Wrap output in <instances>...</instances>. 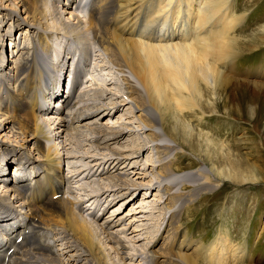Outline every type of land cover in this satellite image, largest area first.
<instances>
[{
	"label": "bare ground",
	"instance_id": "bare-ground-1",
	"mask_svg": "<svg viewBox=\"0 0 264 264\" xmlns=\"http://www.w3.org/2000/svg\"><path fill=\"white\" fill-rule=\"evenodd\" d=\"M237 3L0 0V264H131L127 260L135 256L140 264H188L197 257L242 264L246 248L236 247L223 230L210 243H197L192 257L179 223V211L202 192L225 181L264 182V161L239 158L235 145L220 137L226 122L216 119L217 131L204 129L210 126L207 118L220 112L219 103L236 120L253 121L261 107L264 82L239 81L235 61L264 44V23L240 36L249 11L235 12ZM153 24H160L156 31ZM16 30L21 46L13 40ZM94 56L103 72L99 79L91 68ZM83 73L82 87L68 90L69 80L76 82ZM115 82L122 89H114ZM237 87L252 90L250 100L236 98ZM110 114L119 116L100 124L87 120ZM76 121L85 123L75 126ZM82 128L90 131L92 146L77 157L68 141ZM186 149L210 165L180 171ZM70 158L81 159L67 173L64 162ZM19 171L24 172L16 176ZM141 173L138 181L132 176ZM155 187L159 199L135 212L147 219L164 207L163 253L148 234L151 241L138 244L143 233L137 221L132 232L127 225L123 232L114 230L122 217L101 222L118 198L136 190L152 195ZM128 242L136 250L131 256Z\"/></svg>",
	"mask_w": 264,
	"mask_h": 264
},
{
	"label": "rangeland",
	"instance_id": "rangeland-1",
	"mask_svg": "<svg viewBox=\"0 0 264 264\" xmlns=\"http://www.w3.org/2000/svg\"><path fill=\"white\" fill-rule=\"evenodd\" d=\"M242 7H243V11H247V10L249 11V15L247 18L248 19L247 22L244 23L241 26V29H239V31L237 32V33H240V36L245 35V34H252L249 30H252L256 26L264 23V0H238L237 6L235 7V12L239 10L242 11L241 9ZM158 26H160V24H153L152 26H150L152 28L150 27L149 28L154 30ZM154 31H156V29ZM18 36H20V34L18 33V30H16L13 33V40L15 37V41H18L21 46L23 39H17ZM10 42L11 40L7 39L6 44H7L8 49L5 48L7 50V54L9 55V57L11 56L10 49L12 48L11 47L12 43ZM19 54L20 53L18 52L14 57L15 63L20 61L19 59L21 57ZM244 54H246V52ZM243 55L239 59V63L235 61V63L237 64L235 66L236 69L242 72V73L239 72L236 75L238 80L239 81L256 80L259 82H264V44L261 47L255 49V51L254 50L251 52L248 51V54L244 56ZM95 58L96 57L94 56L91 61V62H95V63H92L93 65L91 66V68L94 67L93 72L97 68L95 72L97 73L98 75L97 78L99 79L100 77H102L103 72L101 71L100 68H98L99 67L97 63L98 60H96ZM96 73H92V77H94L95 79H96L95 76H97ZM116 83L117 82L114 83L115 87L113 86V88L122 89L121 84L120 83L116 84ZM251 91H249V88L247 89L245 87L244 88L237 87L234 95L238 99H244L245 101H248L250 100ZM89 92L92 93L91 90ZM263 100H264V95H262V99L259 100L261 107L258 109V115L254 119L255 121L254 120L247 121L246 120L247 116H244L245 119H237V120L231 119L230 117L226 116L224 113V109H225L224 104L219 103L218 108L220 112L217 114H213V115L209 114L210 116L207 118V121L208 120L210 121L208 122L210 125L209 126L210 128L205 127L204 128L205 131H209L210 129H211L210 131H212V129L213 131L214 130L217 131L216 128L214 129V126H215L214 121L216 119L217 121H223L222 123L226 122V126L224 127L225 130H223V132H219V134H220V137H222L225 141L230 140L231 144L235 145V149L233 152L236 154H239L236 156H239V158H242V157L248 158L250 161H256V162H258L259 159H261L259 162H263L264 161V102ZM246 107L248 111V105ZM77 109L75 110L76 112L80 110L79 108ZM124 109L125 110L127 109L126 105ZM66 110L70 111L69 109L65 108V111ZM76 112L74 113L72 112L73 115L71 114L70 116L71 119L74 117V114ZM105 113H110V112H105ZM65 114H67V112H65ZM78 115H81V113H79ZM67 116H69V114H67ZM109 116H111V118ZM117 116L119 115L115 114L114 116H112V114H110L107 116L108 118L106 116H104L105 118H102L101 115L100 116L98 115V116H94L92 119H87V120L92 121V122L97 121L100 124L102 122L103 123L107 122L108 120L111 121L112 118L114 120H117L116 119ZM227 121H230L231 123L227 124ZM82 123H85V122L76 121L75 126L81 125ZM254 125H256L257 127L256 129ZM82 129H80L78 133H75L74 137L70 141H68L69 142L68 150L71 151L73 154H75L77 157L80 156L82 154L81 152H83L84 150L91 149L90 146H92V140H91L92 138L90 137L91 134H89L90 131L87 128H82ZM73 131H77V130H73ZM135 136H138V135H133L131 137L133 138V141L138 140L139 138V136L138 137H135ZM243 139L246 140L247 143L244 144ZM179 140L181 139L179 138ZM181 141L184 142L183 140ZM121 143H118L116 147L122 146ZM111 144L116 145V143H111ZM70 145L73 147H71ZM124 145L126 146L127 144H124ZM185 151H186L185 157L180 159V163H179L180 171L190 170L193 168H197L198 166H202V165H210L206 160H203L204 157L200 158L197 152L194 153L188 149H186ZM144 155H145L144 157L147 156L146 153ZM79 160L76 158L66 159V161L64 162L65 172L69 173V171L71 170L70 166L73 164H77ZM81 162L83 161L81 160ZM13 165L14 164H12V166ZM12 170L13 168L11 169V174H12ZM140 170H138L137 172H143V170L142 171ZM141 175L143 174L142 173L139 175L132 174L133 178L139 177ZM136 179L138 181L140 178H136ZM148 179L149 177L146 178V181ZM110 180L111 179H102L101 181L102 182L107 181V183H109ZM81 183H83V185L85 184L84 186L90 189V186H89L90 184L88 183V181L81 180ZM95 183L96 182H94V184L92 185H95V187L98 188L99 184L97 183L95 184ZM130 183H131V180L129 181V184ZM78 189L79 188H77V190ZM157 190H158L157 188L153 190L152 195L150 194V191L145 192V190H141V191L136 190L134 195H129L131 194L129 193L124 196L125 198H118L119 200L117 199L116 202L111 204L112 206L110 205L109 211L107 212L105 217L101 219V222H105L106 220H109L112 218H115L116 220L122 217V219L125 221L122 220L121 222L123 223L115 226L114 230L118 232L119 231L123 232L124 228H128L127 226H129V232H132L134 230L133 228L134 226H131L133 224L132 221H137V224L140 226V227L138 226L137 228H139L141 230V233H143L141 234L142 238H140L141 240L139 241L138 244L141 243V244H144L145 246L149 241H151L152 238H154L155 241L152 242V244L157 242V245L153 247L156 248V250L159 253H163L162 251L159 250V245H160L159 239L162 238L160 237V233H162L165 230L167 231V227H164V225L162 226V221L164 220V217L166 216V211L164 210V207L160 205L159 208L155 209L154 213L152 212L151 215L148 214L146 216L147 219L141 218L139 216L140 214L135 212V210H137V208H139V206L142 205V203L144 202L145 204L146 203L149 204V202L154 204L155 203L154 201H157V199H159V196L157 197V195H155L156 193H159V191ZM149 194L151 196L149 198L148 197L145 198V196H148ZM130 198L132 199L130 200ZM263 211H264V182L238 184V183H233L230 181H225L220 185L219 188L217 187L213 190L202 192L201 194H199V196L194 201H191L190 203L186 204L183 210L179 211L180 213L179 223L181 226L180 229L182 233L181 235L185 240L184 242L188 243L189 246L191 245L190 246L191 250L189 249L187 252H189L191 255L194 253L197 254V249H195L197 246L196 245L197 243L203 242V243L208 244L211 241H213L218 235L221 234L220 230H223L224 235L226 234V236H229V238H231L233 242L235 243V246L237 244L236 247L243 246L244 248H246V251H247L246 259L251 261L250 262L251 264H264V235L262 233L263 227H264L262 225V222L264 219V213L260 217ZM135 215H137L136 217L138 220H134L136 218ZM6 219H9V218L6 217L3 219V221ZM160 227H162L161 230H160ZM224 229H227V231ZM147 234L151 236L152 238H146L148 237ZM166 234L168 233L163 232V236H165ZM47 239L49 240H45L46 242L52 241L51 238H47ZM167 239L168 237L166 236L165 241H167ZM127 244L129 245L131 243L128 242ZM51 247L53 248V250H57L59 246L51 245ZM167 247H169V245H167ZM126 251H127V254L131 253L130 256L133 253L134 254L136 253V250L133 245H129ZM193 256L194 255H192V257ZM194 257H197V256L195 255ZM195 259H197V261ZM195 259L192 260L194 261V263L190 262L188 264H196V263L197 264H214V263H210V261L206 262L207 261L206 259H205L206 260L205 262H203L198 257ZM246 259L242 260V264H246V263L248 264ZM258 259H262V260L259 261ZM139 260L140 258L137 259V256H135L133 259L129 258L127 261L128 262L130 261L131 264H140Z\"/></svg>",
	"mask_w": 264,
	"mask_h": 264
}]
</instances>
